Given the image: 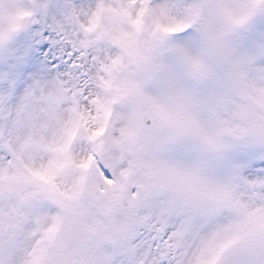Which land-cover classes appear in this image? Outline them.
<instances>
[{
	"label": "snow or ice",
	"instance_id": "snow-or-ice-1",
	"mask_svg": "<svg viewBox=\"0 0 264 264\" xmlns=\"http://www.w3.org/2000/svg\"><path fill=\"white\" fill-rule=\"evenodd\" d=\"M0 264H264V0H0Z\"/></svg>",
	"mask_w": 264,
	"mask_h": 264
}]
</instances>
